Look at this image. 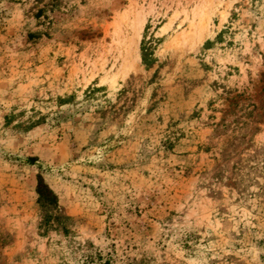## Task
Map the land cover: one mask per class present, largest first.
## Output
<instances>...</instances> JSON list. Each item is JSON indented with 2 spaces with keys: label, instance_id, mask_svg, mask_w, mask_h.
<instances>
[{
  "label": "rangeland",
  "instance_id": "obj_1",
  "mask_svg": "<svg viewBox=\"0 0 264 264\" xmlns=\"http://www.w3.org/2000/svg\"><path fill=\"white\" fill-rule=\"evenodd\" d=\"M0 264H264V0H0Z\"/></svg>",
  "mask_w": 264,
  "mask_h": 264
},
{
  "label": "trees",
  "instance_id": "obj_2",
  "mask_svg": "<svg viewBox=\"0 0 264 264\" xmlns=\"http://www.w3.org/2000/svg\"><path fill=\"white\" fill-rule=\"evenodd\" d=\"M36 192L43 204L51 205L56 201L55 194L51 191L40 175L37 176Z\"/></svg>",
  "mask_w": 264,
  "mask_h": 264
}]
</instances>
